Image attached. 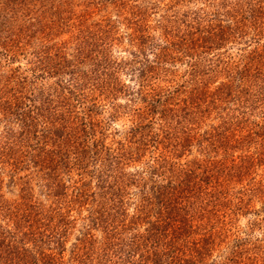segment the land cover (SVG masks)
Instances as JSON below:
<instances>
[{
	"label": "rangeland",
	"instance_id": "rangeland-1",
	"mask_svg": "<svg viewBox=\"0 0 264 264\" xmlns=\"http://www.w3.org/2000/svg\"><path fill=\"white\" fill-rule=\"evenodd\" d=\"M47 93L59 98L41 111L49 120L38 117L37 137L62 118L76 144L89 135L97 152L83 172L59 169L62 197L44 167L31 158L15 167L9 154L23 131L9 106L39 107ZM106 149L118 159L113 172ZM104 179L121 190H107ZM169 186L193 226L180 257L264 264V0H0V226L14 228L11 211L40 204L35 218L52 228L62 209L72 223L61 262L81 264L85 235L97 249L107 236L94 217L116 222L127 239L144 233L145 225L128 226ZM106 192H119L122 210L109 209ZM42 250L59 253L50 241Z\"/></svg>",
	"mask_w": 264,
	"mask_h": 264
},
{
	"label": "trees",
	"instance_id": "trees-1",
	"mask_svg": "<svg viewBox=\"0 0 264 264\" xmlns=\"http://www.w3.org/2000/svg\"><path fill=\"white\" fill-rule=\"evenodd\" d=\"M59 87L58 89H61V86ZM53 91L57 92L55 89H53ZM47 96V98L39 100V107L33 105V103L37 102H33V100H30L32 104H25L22 107L16 105V109L12 112V107L15 106L12 104L9 106L10 113L15 115L17 119L23 123V131L20 134L22 138H20V140L17 139V141L13 140V142L8 144L9 154L10 158L14 160L13 166L15 167L26 165L30 158L36 167L38 165H41L42 168L44 167V169L47 170L49 180H51L48 188H52V190H61L56 192L55 196L62 197L63 195L67 196L64 191L68 190V187L63 184L61 180L58 181L60 177L59 169L68 167V165L72 164V167H77L83 172L87 163L95 160L94 156L97 152H95L93 148L91 149L89 145V135L83 143L76 144L80 140V137L74 133L73 129L67 126L68 122L62 118H60V122L58 123V125H60L58 129L56 125L50 122L52 128L49 130L55 129L53 133L46 132L48 135H46L43 140L37 137L36 131L34 130L37 124L36 120L39 116L45 119V115L40 114L41 111L44 112L46 107L50 108L51 106L52 108L55 99L59 98V94L54 97L53 94L50 95L47 93ZM58 104L60 105H56L55 108L58 110L60 107L61 111L62 107L66 109V106H68L66 104V99L63 102H58ZM35 110H37V112ZM45 120L48 121L49 117ZM45 124H47V122H45ZM45 128H47V126ZM63 132L66 136L62 141ZM31 140H36L37 143L33 145L31 144ZM50 141L53 142L51 147L56 145L55 149H50ZM96 146L97 145H95V148ZM101 146L102 149H105L102 143ZM30 149H36L38 154L33 156V153L29 151ZM106 150L107 156L112 158L108 169L113 172L115 169L112 164L113 162L119 164L117 162L118 159L111 154V149ZM72 156L74 157L73 160H71ZM19 159H21V161ZM103 174L106 175L108 179L114 178L112 175ZM116 182L117 181L113 182L111 185L110 180L107 181L104 179L103 181L104 184H109L106 186L107 190H121V188L118 189L116 187ZM181 185H183V183H181ZM104 187L105 186H102L101 188ZM169 188L172 189L166 192H156L153 198H148V201L146 200V203L142 205L139 211L140 214L131 221L133 226H131V228L128 226V230H137L136 227L141 224L145 225L146 229L144 233L134 234L129 239H127V237L124 238L123 233H120L124 231L118 230L116 222L110 220L102 221L101 218L94 217L92 222L95 226H99L101 222H103L104 228L108 230L105 242L103 246L99 245L97 249L95 237L91 234H86L85 238L81 240V246L77 247V253L75 254L77 255L76 260L81 264H142V262L135 260V255L142 252L140 256L142 260L144 258V264L148 262H152V264H192L190 261L180 257L181 253L184 255V250L190 243L187 239L193 234L191 219L188 216V211L178 206L180 204V199L175 196V191H177L176 188L178 187L169 186ZM118 193H105L108 198L106 205H109V209H114V211L115 209L116 211L122 210V208L118 207L119 201L122 198ZM118 199L119 201H117ZM156 206H158V208ZM4 209L6 208H0L1 211ZM109 209L106 208V210ZM41 210L40 204H31L27 205L25 209H19L16 212L11 211L10 221H14V228L0 226V264H62L61 259L65 252L63 238H66L68 235V227L72 223L69 220L70 215H68V212H62V209H60L55 218L57 223L51 228V226L46 224L43 220L41 221L35 218L38 216L37 212ZM7 211H10V209L8 208ZM116 213L118 217L119 214L122 216L123 212ZM110 215L111 213L107 216ZM114 218H116V216H114ZM153 218H155V221H153ZM121 226L123 229L127 230L125 224ZM181 240L185 243L182 245V248H179ZM48 241L59 247V253H57L56 256L47 254L42 250L43 245ZM150 244L153 253H148L145 250V248H149ZM199 244H201V242H196L193 243V246L196 248L195 250L198 256L203 257V252L200 250L201 246ZM188 249L191 250L192 248ZM84 250H86V252L82 254L81 252ZM144 252L148 253L146 257L144 256Z\"/></svg>",
	"mask_w": 264,
	"mask_h": 264
}]
</instances>
